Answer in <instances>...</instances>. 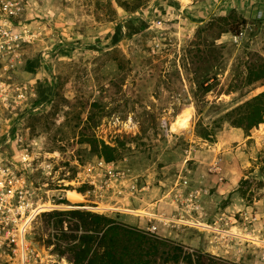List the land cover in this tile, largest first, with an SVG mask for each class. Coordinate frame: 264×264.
Wrapping results in <instances>:
<instances>
[{
  "label": "rangeland",
  "instance_id": "1",
  "mask_svg": "<svg viewBox=\"0 0 264 264\" xmlns=\"http://www.w3.org/2000/svg\"><path fill=\"white\" fill-rule=\"evenodd\" d=\"M23 18L19 56L0 59V166L36 264H72L58 244L74 220L56 212L75 209L264 264V122L237 133L224 116L264 89L246 79L264 63L261 0H27ZM194 188L184 223L174 193Z\"/></svg>",
  "mask_w": 264,
  "mask_h": 264
},
{
  "label": "trees",
  "instance_id": "2",
  "mask_svg": "<svg viewBox=\"0 0 264 264\" xmlns=\"http://www.w3.org/2000/svg\"><path fill=\"white\" fill-rule=\"evenodd\" d=\"M225 19L219 17V20ZM235 21L236 24L228 28L231 32H238L239 26L244 23L243 19ZM246 79L248 83L264 79V63L252 64ZM224 116L229 123L246 133L264 122V89L227 110ZM88 141L97 147L94 137ZM101 147L110 149L103 142ZM56 213L69 215L74 220L68 228L69 232L60 231L62 244H58L59 253L66 251L72 264H237L224 263L199 251H189L181 244L104 214L77 209Z\"/></svg>",
  "mask_w": 264,
  "mask_h": 264
},
{
  "label": "built area",
  "instance_id": "3",
  "mask_svg": "<svg viewBox=\"0 0 264 264\" xmlns=\"http://www.w3.org/2000/svg\"><path fill=\"white\" fill-rule=\"evenodd\" d=\"M26 7L27 0H0V59L19 56L16 50L11 49L10 44H18L24 40V35L15 32L14 28L23 26L25 23L23 16ZM2 68L0 77L7 69V65L3 64ZM4 86V81L0 79V96L3 98H5ZM211 170L220 172L216 162L213 163ZM4 174H6V168L0 166V264H36L40 260V255L26 238L27 224L25 225V222L28 216L25 213L24 199H19L20 195L17 199L15 198L12 190L8 188L10 180L2 177ZM181 182L184 187L188 186L186 178H183ZM202 193L203 191L199 188L190 189L185 195L181 192L174 193V198L188 210L190 219L183 220L184 223L194 224L196 218L192 214L196 216L201 210ZM155 229V224L148 227L149 231Z\"/></svg>",
  "mask_w": 264,
  "mask_h": 264
},
{
  "label": "crops",
  "instance_id": "4",
  "mask_svg": "<svg viewBox=\"0 0 264 264\" xmlns=\"http://www.w3.org/2000/svg\"><path fill=\"white\" fill-rule=\"evenodd\" d=\"M261 7H263L264 8V0H261ZM262 9V8H261ZM235 129V131H237V133H239L238 131H243L241 128H238V127H236V128H234ZM223 190H224V188H222ZM158 201H155L154 202V204H156ZM153 216H158V217H160V214L159 213H156V212H153ZM164 218L166 217V216H163ZM228 217V219H232L233 217H230V216H227ZM151 220H154L155 222H156V224H158V228H161V230H166V225H164V224H159V223H161V222H158L159 221V219H154V218H152ZM226 222H229V224H230V226L231 227H235V225H234V223L232 222V221H230V220H226ZM207 227H210V226H208V225H206Z\"/></svg>",
  "mask_w": 264,
  "mask_h": 264
},
{
  "label": "bare ground",
  "instance_id": "5",
  "mask_svg": "<svg viewBox=\"0 0 264 264\" xmlns=\"http://www.w3.org/2000/svg\"><path fill=\"white\" fill-rule=\"evenodd\" d=\"M180 1H183V0H180ZM126 210V209H125ZM137 214H139V213H145V212H143V211H140V210H137V211H135ZM146 214H148L147 212H146Z\"/></svg>",
  "mask_w": 264,
  "mask_h": 264
}]
</instances>
